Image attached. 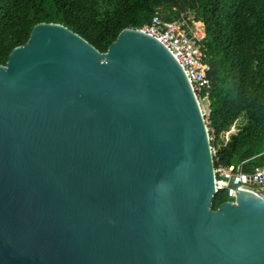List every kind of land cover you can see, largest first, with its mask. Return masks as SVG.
I'll return each mask as SVG.
<instances>
[{"label": "water", "instance_id": "1", "mask_svg": "<svg viewBox=\"0 0 264 264\" xmlns=\"http://www.w3.org/2000/svg\"><path fill=\"white\" fill-rule=\"evenodd\" d=\"M214 168L154 37L128 29L101 53L42 23L0 65V264H264V198L213 210Z\"/></svg>", "mask_w": 264, "mask_h": 264}, {"label": "trees", "instance_id": "2", "mask_svg": "<svg viewBox=\"0 0 264 264\" xmlns=\"http://www.w3.org/2000/svg\"><path fill=\"white\" fill-rule=\"evenodd\" d=\"M189 14L205 26L210 88L201 96H208V128L221 142L215 166L252 173L264 167V0H0V65L38 24L62 25L107 53L123 31L156 15L171 22ZM241 117L247 124L222 143L220 135ZM228 201L219 191L212 209Z\"/></svg>", "mask_w": 264, "mask_h": 264}, {"label": "built area", "instance_id": "3", "mask_svg": "<svg viewBox=\"0 0 264 264\" xmlns=\"http://www.w3.org/2000/svg\"><path fill=\"white\" fill-rule=\"evenodd\" d=\"M136 30L154 37L170 51L182 67L201 107V103L208 99V96L202 97L201 94L210 88L207 78L209 67L205 63L206 49L203 45L206 37L204 24L189 16L165 22L161 16L156 15L151 24ZM205 112L207 111L202 113L208 128L210 111ZM208 132L210 143L214 144H211V152L215 165L219 145L215 144L214 131L210 132L208 128ZM216 161L219 162L217 158ZM214 175L216 192L226 191L231 202L242 191H249L264 198V167L256 168L252 173H245L241 167L218 165L214 168Z\"/></svg>", "mask_w": 264, "mask_h": 264}, {"label": "rangeland", "instance_id": "4", "mask_svg": "<svg viewBox=\"0 0 264 264\" xmlns=\"http://www.w3.org/2000/svg\"><path fill=\"white\" fill-rule=\"evenodd\" d=\"M190 18H194L193 15H188ZM207 103H206V102ZM201 110L208 111L209 110V100L206 99L201 103ZM202 111V112H203ZM207 113V112H205ZM247 124V118L241 117L237 121H235L228 129V131L220 135V139L222 140V143H227L232 135H235L242 127H244ZM221 142H219L220 145Z\"/></svg>", "mask_w": 264, "mask_h": 264}, {"label": "crops", "instance_id": "5", "mask_svg": "<svg viewBox=\"0 0 264 264\" xmlns=\"http://www.w3.org/2000/svg\"><path fill=\"white\" fill-rule=\"evenodd\" d=\"M209 104H210V102H209Z\"/></svg>", "mask_w": 264, "mask_h": 264}]
</instances>
